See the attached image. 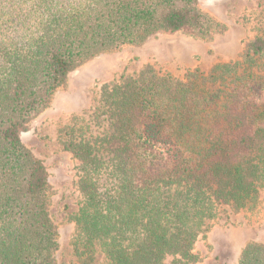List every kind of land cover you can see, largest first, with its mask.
<instances>
[{"label": "trees", "instance_id": "16d2710c", "mask_svg": "<svg viewBox=\"0 0 264 264\" xmlns=\"http://www.w3.org/2000/svg\"><path fill=\"white\" fill-rule=\"evenodd\" d=\"M197 1L0 0V264H56L59 249L49 173L21 135L98 56L158 35L221 34ZM58 142L77 163L69 221L83 264H196L218 210L255 207L264 188V26L208 75L146 66L103 86ZM237 264H264V244H246Z\"/></svg>", "mask_w": 264, "mask_h": 264}, {"label": "rangeland", "instance_id": "374dc122", "mask_svg": "<svg viewBox=\"0 0 264 264\" xmlns=\"http://www.w3.org/2000/svg\"><path fill=\"white\" fill-rule=\"evenodd\" d=\"M198 9L223 32L212 40L182 34L158 35L141 46H126L98 56L72 73L56 94L51 107L39 114L22 143L47 167L50 213L58 230L56 264H83L75 252L77 232L69 221L78 208L77 163L62 150L58 131L74 116L88 120L98 103L101 88L137 75L146 66L160 74L183 78L198 71L208 75L216 65L238 61L249 40L264 26V0H198ZM264 244V188L255 207L238 214L228 207L218 210L194 246L196 264H237L248 243ZM84 258V257H83ZM167 258L164 264H171ZM94 264H107L97 255Z\"/></svg>", "mask_w": 264, "mask_h": 264}]
</instances>
